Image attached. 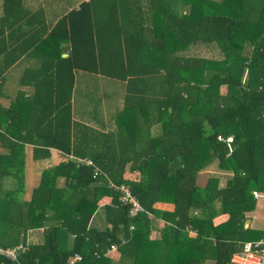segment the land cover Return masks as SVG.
I'll list each match as a JSON object with an SVG mask.
<instances>
[{"label":"trees","instance_id":"16d2710c","mask_svg":"<svg viewBox=\"0 0 264 264\" xmlns=\"http://www.w3.org/2000/svg\"><path fill=\"white\" fill-rule=\"evenodd\" d=\"M20 12L21 0H3L13 32L22 27ZM59 34L72 45L65 58L48 51L50 42L59 49ZM39 36L33 44L41 47V66L24 73L33 93L20 109L3 111L12 119L6 132L26 117L33 158L46 157L50 147L90 157L129 187L142 210L132 215L107 178L72 160L45 169L22 201L18 180L3 186L9 157L0 154V247L27 246L16 261L0 254V264H68L75 253L82 255L76 264H228L242 242L263 236L264 228L244 227L243 220L255 208L252 191L264 190V0H88ZM212 44L223 58L186 54ZM74 68L126 81L117 135L73 122ZM218 135L233 137L231 152ZM214 162L230 173L225 185L215 175L199 185L198 174ZM127 169L138 178L125 179ZM105 195L112 199L100 230L90 222ZM150 213L165 220L154 239ZM218 213L228 218L215 224ZM39 227L43 242L27 245L25 233ZM112 243L117 260L104 254Z\"/></svg>","mask_w":264,"mask_h":264},{"label":"crops","instance_id":"0c3cea01","mask_svg":"<svg viewBox=\"0 0 264 264\" xmlns=\"http://www.w3.org/2000/svg\"><path fill=\"white\" fill-rule=\"evenodd\" d=\"M64 1L65 0H53L51 1V4H53V6H51V8H48L45 7L40 0H21V7L23 12H20L19 16L21 18L20 24L22 25V27L19 28V30H17L16 32H13L11 30L9 20L2 17L3 0H0V69L7 66L3 70L2 76L0 77V114H3V111L10 108V106L20 109L25 98L32 95L33 93V86L29 84L30 78H24V73L27 70H31L33 68L36 69L41 66V47L39 44L36 45L38 41L33 44V39L35 37L39 38L40 34L43 35L42 39L46 38L47 33L52 30V28L63 15L67 14L72 9L77 10L81 2L88 0ZM61 2L63 3L58 6L57 4ZM38 10H42L43 16L34 15L38 12ZM59 36L60 34L55 37L56 41H60ZM25 38L27 42H21V40ZM31 45L34 46L31 47ZM13 46H15L16 49H12ZM48 46H50L48 51L53 55L54 58H56L58 53L62 58L68 57L72 50V45L69 42L59 43V49L57 50L56 48V52L54 50V43L50 42ZM211 46L217 47L216 44L209 45V47ZM27 47L29 48L27 49ZM9 53L10 55L7 56V54ZM16 54H18L17 56H19L18 59H16L14 63L9 65L10 60ZM86 61H83V63H86ZM72 72L73 87L71 92V109L73 122H80L88 126L90 129L96 131H100L103 133L110 132L117 135V116L118 112L123 106L124 97L126 95V81L111 78L101 74L100 72H92L82 68H74ZM118 82H120L123 90V95L118 99L119 104L118 100L116 99L114 105L112 106L113 108L104 107L103 104L101 109L96 110L87 108V110H85L82 115H76L74 102L76 91L78 88H85V86H89L93 83H97L100 85H102L103 83L112 84L113 86L116 85V87H118ZM226 90V85H222L220 87L221 93H225ZM5 115V113L4 116L0 115V124H2V127H0V154L2 156L9 157V164L7 167L9 174L3 177V186L5 188L14 187L13 182L18 180L21 184V188L23 189L22 192H20L18 195L22 201H28L31 196L32 189L36 187L39 182L41 173L45 169L51 168L61 162H67L68 160H70V156L73 154L64 153L59 151L58 149L50 147L48 149L49 153L48 155H46V157L33 158V149L36 148V146H34L35 144L27 139V129L25 126L28 123L27 118L18 117L19 123L15 127L11 128V134H13L11 135L6 132V127L11 124L12 119L8 118ZM13 119H17V114L13 116ZM21 137L23 139L20 140ZM229 174L230 173L226 171L218 170L214 162V164L212 163L198 174L197 182L199 185H205L208 177L211 175H215L218 176L219 179L218 186H224ZM124 178L128 180H136L138 178V173L129 171L127 169L124 173ZM62 183L63 178L61 177L59 179V184L61 185ZM256 191H258L261 195L257 198H254L256 200L255 208L252 211L245 213L246 218L243 220V222L244 227H250L252 230H262L264 228V190ZM111 199L112 197L110 195H105L101 199H99L98 208L91 219L90 226L100 230L106 228L107 222L105 218L104 206L109 204L111 202ZM155 205L156 207L161 208V210H166L168 212L173 209L172 204L168 203H156ZM149 216L152 221L150 238H158L160 236L161 228L165 225V220L161 217L154 216L151 213L149 214ZM227 218V214L218 213L213 220L214 223L217 224L225 221ZM44 229V227L29 229L25 233L26 244L30 245L42 243L44 240ZM190 236H195V233L191 231ZM121 240L123 243L124 239L121 238ZM71 243V240H69L68 245L70 246ZM112 244L116 246L114 250L110 249ZM112 244H110V246L106 248L104 254L106 255V253H109L108 255L111 259L117 260L119 257V253L117 250L118 244ZM95 255L97 257L99 256V254L97 253H95ZM72 256H74V254L69 256L68 258ZM203 264H213V261L207 260ZM228 264H231L230 261Z\"/></svg>","mask_w":264,"mask_h":264},{"label":"built area","instance_id":"2783aa9c","mask_svg":"<svg viewBox=\"0 0 264 264\" xmlns=\"http://www.w3.org/2000/svg\"><path fill=\"white\" fill-rule=\"evenodd\" d=\"M218 140H222L227 144L229 152L232 151V136L223 137L222 135L217 136ZM70 160L74 161L76 165H87L93 167L94 177L104 176L107 178V186L115 192L121 193V199L127 201L131 204L130 213L133 215L142 210L141 206L137 200L132 196L129 187L126 184H116L113 182L105 171H103L99 166H97L90 157H80V156H70ZM252 194L254 198H257L261 194L253 190ZM131 228L133 226H130ZM115 245L112 244L110 249H115ZM27 248L23 243H20L14 247H0V254L6 258L16 261L18 253L24 251ZM82 256L79 253L74 254V256L68 258V264H76L81 260ZM231 264H264V234L261 238L257 240H250L242 242L240 249L235 251L230 259Z\"/></svg>","mask_w":264,"mask_h":264},{"label":"rangeland","instance_id":"374dc122","mask_svg":"<svg viewBox=\"0 0 264 264\" xmlns=\"http://www.w3.org/2000/svg\"><path fill=\"white\" fill-rule=\"evenodd\" d=\"M45 7L53 6L51 4V1L53 0H40ZM67 1V0H65ZM64 1V2H65ZM63 2L57 4L58 6L61 5ZM190 56H204L208 58H223V55L221 54L218 47H209L204 45H197L190 48V50L187 52ZM225 91V89H224ZM123 90L121 87L120 82H118V87L116 85L112 84H105L102 85L93 83L89 86H85V88L80 87L76 91L75 95V102H74V109L76 115H82L87 108L92 109H101L102 105L104 104V107L113 108L112 106L115 103V100L119 99L123 94ZM119 104V100H118ZM247 239H250L248 237Z\"/></svg>","mask_w":264,"mask_h":264}]
</instances>
